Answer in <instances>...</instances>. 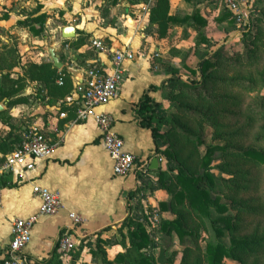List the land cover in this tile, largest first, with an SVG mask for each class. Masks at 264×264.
Returning a JSON list of instances; mask_svg holds the SVG:
<instances>
[{
    "label": "crops",
    "instance_id": "0c3cea01",
    "mask_svg": "<svg viewBox=\"0 0 264 264\" xmlns=\"http://www.w3.org/2000/svg\"><path fill=\"white\" fill-rule=\"evenodd\" d=\"M13 1L23 4L31 0ZM105 1L109 2L108 6L98 10L91 1L86 0H33V9H28L30 13L15 19L16 27L24 29L37 40L43 39V43L50 46H45L46 52H41L37 61H26V64L30 62L28 66L23 64L26 70L19 68L22 70L19 74L9 73L13 79L24 78V88L14 98H25V102L8 105V100L0 101V112H3L0 116V126L3 128L0 129V141L8 136L14 137L11 132H15L13 126L16 118L20 111L25 110L34 117L29 124L21 125L22 140L30 129H36L47 138L52 150L46 159L36 163L33 170L20 173L19 169H15L0 178V264L9 241L11 221L29 218L38 211L41 200L32 192L31 183L56 190L64 209L55 216H41L36 221L31 241L24 250L26 264H101L97 255H93L97 236L103 241L113 240L102 244L107 258L113 260L117 253L124 252L128 247L126 242L125 246L120 244L121 239L117 236L122 228L121 221L130 214L126 206L130 195L135 193L131 200L134 203L141 193L143 208L145 204L155 206L168 201L169 195L164 189H141L142 182L138 175L155 176L156 171L163 168V161L153 150L149 129L139 125L135 110L144 92L148 91L152 98L159 101V85L167 78L160 64L165 58L159 47H151L148 43L150 38L163 39L167 33L162 34L158 24L149 21L156 0H150V5L143 1L139 4L129 0ZM167 1L168 15L174 16L171 2ZM185 1L189 2L190 11L177 16L178 19L197 15L205 21L203 10L210 12L214 8L211 0ZM128 6L134 10L127 9ZM40 14H44V18L38 34L32 32L29 26L19 23L28 16ZM0 18V21H8L11 15L5 10L0 11ZM33 25L39 27L38 23ZM66 26L74 27L73 37L62 36V29ZM200 26L196 18H190L169 25L167 30L171 27L181 30L189 27L191 31L194 27L192 44H195L197 32L210 38L206 30L196 31ZM48 27L49 31H46ZM94 39L103 41L110 52L125 50L132 55L122 63L123 74L117 96L97 107L96 112L107 111L113 115L115 132L123 139L125 149L135 156L136 163L145 167L143 174L133 172L124 177L114 176L94 118L79 120L73 108V104L81 100L86 71L91 67L108 69L110 65V55L95 49L89 51L90 46L93 48ZM51 49L60 67L54 66L49 54ZM44 63L50 64L63 79L58 77L53 83H46L30 74L31 64ZM3 73L4 70L1 75ZM150 85H154L156 90H148ZM67 97H74L75 100L72 106L61 110V104H66L64 101ZM60 113L65 116L60 117ZM3 154L0 151V156ZM154 159H157L156 164L153 163ZM68 211L79 213L84 221L77 229L80 238L75 248L62 253L57 249L56 240L60 229L69 222ZM121 232L126 235L125 229H121Z\"/></svg>",
    "mask_w": 264,
    "mask_h": 264
},
{
    "label": "rangeland",
    "instance_id": "374dc122",
    "mask_svg": "<svg viewBox=\"0 0 264 264\" xmlns=\"http://www.w3.org/2000/svg\"><path fill=\"white\" fill-rule=\"evenodd\" d=\"M86 1H91L98 10H101L109 4L105 0ZM129 1L134 4H139L142 1L147 5L151 4L150 0ZM253 1V4L251 3L252 12L248 8V17L241 22H237L234 19L230 20L228 16H225L223 12L226 8L216 0H211L214 8L210 12H207L205 9L203 10L206 20L200 22L201 26L196 31L206 30V34L210 38L206 36L205 38L212 45L210 48L213 56L211 61L214 65H217L214 77L209 79L207 84H205L207 85L208 93L201 90L203 88L202 86L197 89L186 87L183 89L179 87L168 89L165 87L161 89L159 97L157 96L159 102L167 112V122L162 126V130L165 132L164 137L167 141L165 144L167 151L173 153V148H168L170 142L174 143L175 149L184 146L187 131L201 133L204 136L202 144L187 145L186 148L182 149L179 156L182 160L192 151L194 154L203 155L207 146L224 144V140L216 137L218 133L236 129L237 126H241L243 130L239 139L237 141L233 140L230 142L231 144L264 152V0ZM170 2L171 11L176 15H174L175 17H181L185 13H189L191 8L189 2L185 0H170ZM33 7V0L23 4L13 0H0V11L5 10L11 15L10 20L0 21V75L3 70L4 73L10 74H19L22 70H26L23 64H26V61H37L40 58V53L46 52L45 46H50L49 44L43 43V39L37 40L30 33H26L24 29L15 26V19L26 13H30L28 9H33ZM129 7L127 9L134 10ZM250 13L251 18L249 17ZM106 21L109 22V19ZM247 21L251 24V32L248 34L245 33L243 36L239 30L243 28V25ZM45 30L49 31V27ZM193 30L194 27L191 31L189 27L183 28V30L171 27L166 30L167 32L165 33L167 34L165 38H150L148 45H151V47H159L160 53L164 55L163 58L165 60L160 64L167 77L171 71H177L181 78L187 82L191 79L198 81L199 75L191 74L188 69L195 68L200 53L204 51V46L197 47L195 44H192ZM254 37L255 41L253 40ZM197 40L198 38L196 37L195 42ZM3 42L7 43L3 44ZM247 47L250 49L255 48L252 52V57H248ZM7 48L15 52V59L6 61L2 59L1 55ZM93 50L94 48L90 46L89 51ZM237 56L239 57L238 59H236ZM10 63H13V67L7 69V64ZM29 63L26 65L28 66ZM225 74L226 76L233 77L238 82H243V84L241 86L237 84L232 86L219 85L217 79ZM249 76L256 79L254 85L248 83ZM212 89L214 94H212ZM196 90H199V93ZM225 93L230 94V97H233V99H216V97H220V95ZM180 106H189L191 109L205 113L206 116L192 115L187 110H179ZM25 112V110L19 112V117L16 118L15 126H13L15 132H11L14 136L17 135L18 139H22L20 131L21 125L29 124L34 117L29 116V113ZM33 113H35L34 110ZM212 122L216 127L211 125ZM179 126L183 127V129L179 128ZM0 129L3 128L0 126ZM178 160L171 162V165L175 169L180 163V160ZM165 162V159H163V164ZM190 162V167H194L196 166L197 160ZM226 163H232V161L222 151L218 150L211 154L209 170L216 178L213 188V191L215 190L216 193L210 191V194L212 197L218 196L220 202L227 204L232 203L233 199L247 200L245 204L246 212L242 215L243 220L237 232L239 235L251 237L256 226H258V233L264 228V212L257 211V209L255 212H250L251 207L258 205L251 202V199L258 196L264 197V164L254 166L249 163L243 165V167L237 165V168L236 166L233 167V165L226 166ZM237 169H239V173L244 174L243 177L234 175ZM201 171L200 169L199 172ZM169 175L171 176V174ZM148 179L154 181L156 175L148 177ZM235 179L247 183L245 189L240 190L238 193H234V189L228 188L233 185V182L235 183ZM237 185L241 186V184ZM140 196L141 193L138 194L137 198L140 199ZM143 214L145 218L143 220L140 218L139 220L143 223L151 242L155 245L154 248H150L146 252L153 255L156 264H180L183 250L186 247L193 250L188 255L187 264L192 263L197 256L201 259V263L205 264L203 262V253L206 244L217 241L216 227H224V223L222 222L213 223L211 219H216V217L221 216L220 213L213 212L211 218H202L203 222L199 220L194 222L195 224H199L197 237L192 239L188 237L179 238L175 231L161 229V225L165 220H171L175 217L168 208L165 210L161 209L159 203L155 206L145 204ZM235 214V210L230 209L223 215L234 218ZM230 225H234V222H230ZM121 229H125L126 235L122 234ZM121 229L119 231L120 235L117 237L128 243L126 227L122 226ZM219 239L227 241L228 234L224 232ZM108 241L112 242L113 240ZM260 257L255 258L252 256L248 258V262L257 259L258 264H264V256ZM222 263L240 264V261L231 257H223Z\"/></svg>",
    "mask_w": 264,
    "mask_h": 264
},
{
    "label": "trees",
    "instance_id": "16d2710c",
    "mask_svg": "<svg viewBox=\"0 0 264 264\" xmlns=\"http://www.w3.org/2000/svg\"><path fill=\"white\" fill-rule=\"evenodd\" d=\"M252 4L249 7L250 11L252 9ZM223 13L225 16H228L230 20L234 19L232 14L227 9H225ZM250 15L251 13L249 14V17ZM4 16L5 15H3V17ZM196 16L197 15L185 16L182 19H178L173 15H168L167 0H156L155 5L151 8L149 21L151 24H158V29L163 34L169 25L179 24L187 21L190 18H196L197 23L202 22V19ZM43 18L44 14H40L35 17L28 16L23 20H19V23L23 24L24 26H29V29L32 32L38 34L41 30ZM247 22L243 25V28L239 30L243 36L245 33L248 34L251 32V24L250 22ZM33 23H38L39 27H35ZM197 38L198 40L195 42V45L197 47L204 46V51L200 53L195 68H189L188 70L193 75H199L198 81L191 79L189 82H187L181 78L177 71H171L169 76L161 81L159 89H163L165 87L168 89H173L174 87H179L181 89L185 87L197 89L202 86L203 88L201 90L208 93L206 88L207 85L205 84H207L209 79L214 77L215 71L217 70V65H214V63L211 61L213 57L212 53L210 52V48L212 47L211 42L207 40L201 32L198 33ZM254 39L255 37L253 40ZM254 49L247 47L246 51L248 50V57H252V52ZM1 57L5 61L16 58L15 52L10 48H7L2 53ZM238 58L239 57L237 56L236 59ZM11 67H13V63L7 64L6 68L9 69ZM29 71L32 76H37L46 83H53L58 77L63 79V77L61 75L59 76L56 73V70L51 68V65L48 63L40 65L31 64ZM217 82L219 85L223 86H232L235 84L241 86V84H243V82H238L233 77L226 76V74L220 76L217 79ZM248 83L250 85H254L256 83V79H253L249 76ZM24 84V78L18 77L13 79L10 77L9 73H3L1 75L0 81V101L6 99L8 100V105L25 102V98H14V95L19 93L22 88H24ZM148 90L155 91L156 87L154 85H150ZM196 92L199 93V90H196ZM212 94H214L213 89ZM230 96V94L225 93L220 95V97H216V99H233V97ZM68 106H72V103L69 105L64 103L61 104V110H65L68 108ZM73 108L76 109L77 106L73 104ZM135 110L138 116L139 125L142 128L149 129L150 131L151 143L153 145L154 152L159 154L162 161L163 159L166 161L165 164H163V168H159L156 171V179H153L154 181L151 180L152 178L148 179V176L138 175V178H140L142 182L141 189H148L149 191L164 189L169 195L168 201L160 202L159 206L163 210L168 208V210L174 214L175 217L171 220H165L161 225V229L173 230L176 232L179 238L188 237L192 239L197 237V230L199 227V224L194 223L195 221L199 220L200 222H203L202 218H211L213 212L220 213L221 216L211 220L214 224L217 222L224 223V227L215 228L218 239L215 243L206 244L205 251L203 253V262L205 264H224L222 263L223 257H231L238 259L240 264H258L257 259L248 262V258L252 256L255 258L264 256V228L260 233H258V226H256L251 237L238 234L237 231L240 228L239 226L241 221L243 220L242 215L246 212L245 204L247 200L233 199L232 203L227 204L220 202L218 196L212 197L210 191H213L214 181L216 178L209 170V162L211 154L219 150L222 151V153H224V155L232 161V163H226V166L233 165V167L236 166L238 168L237 165L243 167V165L249 163L254 166H261L264 164V152L252 148H242L240 145L231 144L230 142L233 140L237 141L239 139L243 130L241 126H237L236 129L218 133L216 137L224 140V144L207 146L203 155L194 154L192 151L184 160H182L179 157L182 149L186 148L187 145H197V143L202 144L204 136L201 135V133H191L187 131L183 144L184 146L177 147L178 149H175L173 142L168 144V148H173L172 153L167 151L165 147L167 141L165 140V132L162 130V126L167 122V112L161 103L152 98L147 91L140 96L135 106ZM179 110H187L192 115L197 114L201 117L206 116L205 113L196 109H191L189 106H180ZM2 114L3 112H0V116ZM211 125L214 126V123L212 122ZM179 128L183 129L181 126H179ZM21 141L22 139H18L17 135L12 138L8 136L6 139H2L0 141V151L6 154L18 147L21 144ZM177 159L180 160V163L175 169L171 165V162ZM196 160V166L190 167V161L193 162ZM200 169L202 170L201 172H199ZM169 174H171V176ZM234 175L243 177L244 174L242 175V173H239V169H237ZM237 184H241V186ZM246 186V182L235 179V183L233 182V185L228 188L234 189V193H238L240 190L245 189ZM213 192L216 193L215 190ZM134 194L135 193H132L127 200L126 206L130 211V214L121 221L122 226L126 227L129 245L125 249V252L117 253L113 260H109L106 256L105 249L102 246V244L108 241H103L99 236H97L96 248L95 251H93V255H97V258H99L101 264H156L154 262L153 255L146 252V250L154 248L155 245L151 242L148 232L146 231L143 223L139 220L140 218L141 220L145 218V216H143L144 208L141 205L140 199L136 197L137 201L134 203L131 202ZM251 200V202H254L258 205L251 207L250 212H255L257 209V211L263 213L264 197L258 196ZM230 209H233L236 212L234 218L223 215L227 210ZM230 222H234V225H230ZM224 232L228 234L227 241L219 239L224 234ZM120 244L125 246L123 239L120 240ZM192 251L193 250L189 247H186L183 250V256L180 264H187L188 255ZM200 260L201 259L197 256L190 264H202Z\"/></svg>",
    "mask_w": 264,
    "mask_h": 264
},
{
    "label": "built area",
    "instance_id": "2783aa9c",
    "mask_svg": "<svg viewBox=\"0 0 264 264\" xmlns=\"http://www.w3.org/2000/svg\"><path fill=\"white\" fill-rule=\"evenodd\" d=\"M232 14L237 22L246 20L248 8L253 0H219ZM93 48L103 54L111 56L108 69L91 67L86 71L81 100L76 108L77 119L85 120L93 117L101 134L102 146L106 151L114 176L124 177L129 173L143 174L145 167L136 163L133 154L124 147L123 139L114 130V117L110 112H96L97 107L107 104L117 96L122 80V63L131 58L130 52L117 50L110 52L100 39L92 41ZM74 97H67L66 104H71ZM64 117V113L59 114ZM52 150L47 138L36 129H30L21 144L12 151L0 156V178L19 169L20 173L33 170L38 161L46 159ZM32 192L40 197L41 203L37 213L26 219L15 218L10 223L9 241L6 245L5 256L1 264H26L24 250L32 237V229L41 216H55L64 204L56 190L39 183H31ZM69 222L60 229L56 240L59 252L68 253L78 242L77 229L83 223V217L74 211H68Z\"/></svg>",
    "mask_w": 264,
    "mask_h": 264
},
{
    "label": "water",
    "instance_id": "95a60500",
    "mask_svg": "<svg viewBox=\"0 0 264 264\" xmlns=\"http://www.w3.org/2000/svg\"><path fill=\"white\" fill-rule=\"evenodd\" d=\"M75 35V31H74V27L73 26H66L62 29V36L65 37V38H71ZM49 54L51 56V59L53 61V64L55 67H60V63L58 62L57 60V57L55 56L53 50L51 49L49 51ZM2 109V106L0 105V110ZM154 164L157 163V159H154L153 161Z\"/></svg>",
    "mask_w": 264,
    "mask_h": 264
}]
</instances>
